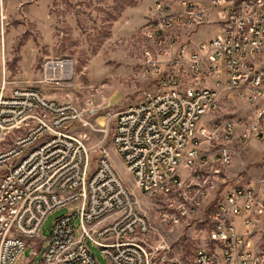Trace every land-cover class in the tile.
I'll list each match as a JSON object with an SVG mask.
<instances>
[{
	"label": "built area",
	"instance_id": "obj_1",
	"mask_svg": "<svg viewBox=\"0 0 264 264\" xmlns=\"http://www.w3.org/2000/svg\"><path fill=\"white\" fill-rule=\"evenodd\" d=\"M212 4L219 7L216 33L169 52L163 69L151 61L144 71L157 75V89L109 115L112 143L149 211L138 206L105 148L94 156L72 133L77 122L90 123L87 109L36 87L1 83L0 264H32L22 263L27 246L42 250L34 264H101L91 246L108 264H264V163L261 176L241 185L227 177L249 139L264 136V107L248 125L245 114L229 111L264 97V0ZM150 16L146 36L170 47L189 34L167 31L191 32L211 21L190 0L177 9L156 0ZM73 71L70 58H47L42 80H70ZM220 109L226 112L208 117ZM62 208L43 238L45 219ZM179 226L203 232L189 256L180 254L179 237L167 238Z\"/></svg>",
	"mask_w": 264,
	"mask_h": 264
},
{
	"label": "rangeland",
	"instance_id": "obj_2",
	"mask_svg": "<svg viewBox=\"0 0 264 264\" xmlns=\"http://www.w3.org/2000/svg\"><path fill=\"white\" fill-rule=\"evenodd\" d=\"M136 1L0 0V85L6 80V87L10 89L18 86L36 87L45 96L58 102H69L78 109H87L85 117L90 123L83 125L77 122L71 128L72 133L84 139L94 156L98 154L100 145L105 148L112 165L132 192L138 206L149 211L148 201L112 143L115 123L109 115L128 104L141 101L146 92L156 90L159 82L157 75L145 73L144 69L150 67L151 61L163 69L169 52L184 43L190 48L194 47L195 33L199 29L204 30L211 21L199 24L191 32L179 28L167 31L169 34H189V39L184 37L173 41L170 47L169 41L159 44L145 34L156 0L141 22L132 10ZM180 2L171 0L172 7L179 8ZM212 7H215L214 4ZM157 47L165 50L163 55L157 54ZM47 58H70L73 61V78L44 82L42 69ZM229 108V111L245 114L248 120L245 123L248 125L263 107H260V103L250 105L238 102ZM224 112L226 110L220 109L208 117ZM260 139L259 142L263 143L264 136ZM247 147L248 143L240 152L246 153ZM249 157L251 159L247 160L246 168L238 177L241 182L236 185L251 180L252 172L259 173L257 176L263 174L264 158L258 161L259 152L253 149ZM64 212L66 209L62 208L47 216L41 230L43 238L50 234L55 218ZM202 236L203 232L193 231L190 226L175 227L167 232V238L171 241L179 237L182 243L180 254L188 256L200 243ZM91 249L101 264H108L97 247L91 246ZM41 257L42 250L27 246L22 263L30 261L34 264Z\"/></svg>",
	"mask_w": 264,
	"mask_h": 264
},
{
	"label": "crops",
	"instance_id": "obj_3",
	"mask_svg": "<svg viewBox=\"0 0 264 264\" xmlns=\"http://www.w3.org/2000/svg\"><path fill=\"white\" fill-rule=\"evenodd\" d=\"M153 1L154 0H137L136 1V5L134 8H132V10L134 11L133 13L136 16H138L137 20L139 22L144 20V16H145V14L148 13L150 6H151ZM190 1L197 2L201 5H203L205 8H207L208 12H209V19L211 20V23H207L205 25L204 30L199 29V31H197L195 33L196 41H194L192 44V46H194V45H196V43L198 41L211 38L216 33V31L218 30L217 23L216 22L214 23V20H216V16H217L216 14L214 15V12H216L219 7L218 8L212 7V0H190ZM214 9L216 11H213ZM207 31H208V33H207ZM260 107H264V97L261 100ZM262 130L264 132V124H262ZM260 140H261L260 138L251 137L248 141V147H247L248 149L246 150V153H243V151H241L234 157L232 164L228 168V177L231 179L232 184L236 185V184L241 182V180H239L238 177H239L240 172L246 168L247 160L251 159L249 157V154L251 153L252 149L259 152L258 161L260 160V158L263 159V157H264V142L261 143V142H259ZM252 160H254V159H252ZM258 174L252 172L251 175H253V178H255Z\"/></svg>",
	"mask_w": 264,
	"mask_h": 264
},
{
	"label": "bare ground",
	"instance_id": "obj_4",
	"mask_svg": "<svg viewBox=\"0 0 264 264\" xmlns=\"http://www.w3.org/2000/svg\"><path fill=\"white\" fill-rule=\"evenodd\" d=\"M66 63H68V64H69L70 62H69V61H66Z\"/></svg>",
	"mask_w": 264,
	"mask_h": 264
}]
</instances>
